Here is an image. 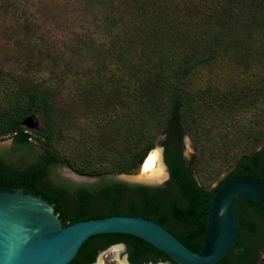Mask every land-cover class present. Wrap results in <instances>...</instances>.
<instances>
[{
	"label": "rangeland",
	"instance_id": "obj_1",
	"mask_svg": "<svg viewBox=\"0 0 264 264\" xmlns=\"http://www.w3.org/2000/svg\"><path fill=\"white\" fill-rule=\"evenodd\" d=\"M248 6L244 0H0V99L36 91L50 104L49 119L37 112L33 127L23 124L32 134L24 149L13 148L8 136L0 149L29 159L41 149L33 131L52 126L53 145L73 166L107 172L85 179L129 184L125 179H136L142 164L115 173L112 163L148 142L157 149L165 81L184 59L212 48L217 34L216 54L186 80V105L199 127L183 137V155L199 159L198 183L212 189L233 158L264 144V0ZM161 55L164 63H156ZM218 106L221 117L208 122ZM204 123L207 135L200 137ZM53 174L83 176L67 166ZM99 257L102 264L128 261L123 244L116 253L113 246L98 251L91 264Z\"/></svg>",
	"mask_w": 264,
	"mask_h": 264
},
{
	"label": "trees",
	"instance_id": "obj_2",
	"mask_svg": "<svg viewBox=\"0 0 264 264\" xmlns=\"http://www.w3.org/2000/svg\"><path fill=\"white\" fill-rule=\"evenodd\" d=\"M244 5L249 7V0H244ZM212 37L215 44L212 48L184 59L164 84L166 94L157 117L158 130L164 134L161 145L169 172V178L163 186L103 182L97 188L95 213L86 214L82 204V193H79L77 198L76 193L70 198L66 196L65 189L62 190L58 186L49 187L44 182L48 174L45 164L47 162L54 165L62 164L80 174L100 177L107 172H84L73 166L53 145V129L52 126H47L44 130L33 131L41 147V153L34 160L28 163L18 161L16 164L0 160V190L21 186L25 192L41 193L43 197H48L49 201L55 202L54 211L64 226L79 219L116 214L141 216L168 229L187 248L200 250L204 240L209 203L222 184L238 175L264 179V144L259 149L249 150L233 158L232 169L210 190L201 186L194 175L199 159L195 160L194 155L187 159L183 155L184 135L192 132V125L197 124L196 127H199L198 122L195 123L197 117L192 115L193 112L186 105V80L197 67L209 62L216 54L215 47L219 43L220 35L215 34ZM155 60L156 63H164L163 55L156 56ZM216 108L213 109V116H207L208 122L214 116L221 117L222 108L220 106ZM261 111H258L257 117L262 115ZM37 112H43L48 119L50 118V104L48 97L43 93L26 91L12 98L0 99V138L11 136L14 145L24 149L32 134L23 125V120ZM202 119L205 120V117ZM205 123L203 130L199 132L200 137L207 135L204 131L207 125ZM202 141L205 142V138ZM151 148L152 143L148 142L127 156L114 160L111 171L119 173L135 170ZM236 217L237 229L233 244L215 264H264V258H259V254L264 252V208L253 200L239 197L236 200ZM120 242L126 245L128 260L132 264L149 260L177 264L164 252L144 240L121 233L90 236L68 264H91L99 249Z\"/></svg>",
	"mask_w": 264,
	"mask_h": 264
},
{
	"label": "water",
	"instance_id": "obj_3",
	"mask_svg": "<svg viewBox=\"0 0 264 264\" xmlns=\"http://www.w3.org/2000/svg\"><path fill=\"white\" fill-rule=\"evenodd\" d=\"M23 124L33 127L32 116H27ZM163 139L160 137L156 144L161 150V162L168 179L161 145ZM125 181L136 185H161V181L157 180L136 178ZM239 197L253 200L264 208V179L238 175L222 184L209 203L202 247L195 251L187 248L168 229L148 218L116 214L74 221L64 226L53 204L41 195L26 193L21 187L1 190L0 264H68L87 238L103 233L138 237L164 252L177 264H215L233 244L237 229L236 200ZM111 246L120 248L121 244ZM124 260L129 264L126 258Z\"/></svg>",
	"mask_w": 264,
	"mask_h": 264
},
{
	"label": "flooded vegetation",
	"instance_id": "obj_4",
	"mask_svg": "<svg viewBox=\"0 0 264 264\" xmlns=\"http://www.w3.org/2000/svg\"><path fill=\"white\" fill-rule=\"evenodd\" d=\"M10 137V143H11V146L13 148H16L18 149L19 147L15 146L14 143H13V138L11 136H8ZM30 140V139H29ZM41 148V147H40ZM20 149V148H19ZM41 153V149L39 152H36L34 153L31 158L29 159H25L23 157L21 158H15V159H12L11 155H13V153H10L8 150H4V149H0V160H4L6 163H13V164H16L18 161H24L26 163L28 162H31L32 160H34L39 154ZM46 166V169H48V174L47 176H45V180L44 182L46 184L49 185V187H56L58 186L59 188H61L62 190L65 189V193H66V196L67 197H70L72 198L74 196V194L76 193V198L77 196L79 195V193H82L83 195V200H82V204L84 206V210L86 211V214L87 213H95V210H96V206H97V198H96V195H97V188L100 184H102L103 182H107V181H101L100 183H96L94 180H91V179H85L84 177H94V178H99L100 176H95V175H87V174H80L76 171H74L73 169H70L80 175H83V176H79L80 180H78L76 178V180L72 177H55V175L53 174V170L59 166H66V165H54V164H49L48 162L45 164ZM68 167V166H67ZM83 179V180H82ZM85 179V180H84ZM93 181V182H92ZM132 185V184H131ZM18 187H21V186H18ZM13 188H16V186H13L11 187V189L9 190H12ZM22 188V187H21ZM23 189V188H22ZM1 191V190H0ZM24 191V190H23ZM25 192V191H24ZM26 193H31V194H34L32 192H26ZM34 195H41V193L39 194H34ZM43 197V196H42ZM44 199L48 200V197H43ZM50 203L53 204V206L55 207V202H51L49 201ZM79 220H85V219H79ZM79 220H76V221H79ZM121 244H123L125 247L126 245L122 242H120ZM115 244H118V243H115ZM114 245V244H113ZM111 245L107 246V247H104L102 249H99L100 250H105L107 248H109ZM128 258V256H127ZM147 262H152V261H147ZM128 263L129 264H132L129 262L128 260ZM144 262H140L139 264H142ZM153 263V262H152Z\"/></svg>",
	"mask_w": 264,
	"mask_h": 264
},
{
	"label": "bare ground",
	"instance_id": "obj_5",
	"mask_svg": "<svg viewBox=\"0 0 264 264\" xmlns=\"http://www.w3.org/2000/svg\"><path fill=\"white\" fill-rule=\"evenodd\" d=\"M160 149H154L150 151L146 158L143 160L141 166V173L137 178L143 180H157L162 181L166 178L165 168L161 162ZM114 252L116 253L119 249V246L113 247ZM94 264H102L101 257ZM120 264H127L125 260H121Z\"/></svg>",
	"mask_w": 264,
	"mask_h": 264
},
{
	"label": "built area",
	"instance_id": "obj_6",
	"mask_svg": "<svg viewBox=\"0 0 264 264\" xmlns=\"http://www.w3.org/2000/svg\"><path fill=\"white\" fill-rule=\"evenodd\" d=\"M29 139H31V138H29Z\"/></svg>",
	"mask_w": 264,
	"mask_h": 264
}]
</instances>
